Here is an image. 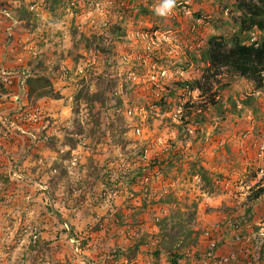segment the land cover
<instances>
[{"label":"rangeland","instance_id":"obj_1","mask_svg":"<svg viewBox=\"0 0 264 264\" xmlns=\"http://www.w3.org/2000/svg\"><path fill=\"white\" fill-rule=\"evenodd\" d=\"M169 2L173 7L164 10ZM2 6L12 18H4L7 22L2 25L10 23L13 34L2 38L3 43L9 41L1 48L0 67L18 78L10 85L0 81V95H9L0 101V264H153L157 221L178 208L184 226L180 237L188 230L200 233L194 245L181 248V264H212L202 257L210 241L202 239L206 231L217 255L236 254L231 264H264V207L261 199H253L264 185V173L259 172L264 171V159L258 156L264 139V92L256 94L248 81L222 74L215 88L223 107L231 106L228 113L208 106L199 117L204 100L198 91L189 96L175 92L167 112L156 105L171 79L200 78L203 64L190 56L197 59L210 37L233 33L224 24L231 22V16L221 1L4 0ZM20 9L30 16L16 21ZM203 18L195 37L190 29ZM115 25L123 37L111 33ZM39 65L35 71L51 79L59 99L44 98L31 105L24 79ZM98 76L117 81L120 108L106 91L98 94L90 111L87 100L96 99L92 97L98 93ZM255 94L254 102L243 104ZM189 105L194 111L188 117ZM201 117L205 120L197 124ZM8 120L24 132L18 128L7 132ZM71 128L80 131L72 136L76 146L63 147ZM137 129L140 135L134 134ZM49 139L55 147L49 146ZM143 148L149 149L150 161H163L162 170H156L159 176H151L148 197L142 198L146 206L134 201L137 189L124 186L123 176L146 165L140 161ZM174 148L182 156L169 166L166 162H173ZM66 152L70 154L65 156ZM217 152L223 159L221 170L208 166ZM193 163L218 181L212 195L204 192ZM110 170L113 186L105 177ZM251 175L256 177L249 179ZM231 177L234 181L229 184ZM151 186L158 189L153 197ZM167 200L158 212L151 211L154 202ZM72 209L75 217L80 211L90 223L69 234L63 223L69 226ZM229 220L240 224L239 243L226 224ZM76 233L78 244L71 240ZM135 246L138 250L131 259L118 251L128 253ZM89 249L95 257L84 254ZM158 264H170V257L162 252Z\"/></svg>","mask_w":264,"mask_h":264},{"label":"trees","instance_id":"obj_2","mask_svg":"<svg viewBox=\"0 0 264 264\" xmlns=\"http://www.w3.org/2000/svg\"><path fill=\"white\" fill-rule=\"evenodd\" d=\"M222 8L227 10V13L231 16V22H224V24L228 25L233 29V33H230L225 36H212L206 42V46L202 47L203 50H199V57L191 58L198 63L201 61L203 64V71L202 75L199 79L194 81H178L171 79L168 85L163 89L162 96L157 100L156 105H158L162 112H167L171 108V99L174 98L175 92H183L184 95L188 94L187 96L191 95L194 91H198L200 97L204 100L199 106L201 110L199 117L202 116L201 112L205 111L206 107H213L217 109H224L226 113L230 112L231 106L223 107V103H221L217 95L218 87L215 88L216 84L219 83L222 74L232 75L233 77H238L240 79H244L248 81L254 93H262L264 92V0H233L232 2L222 3ZM231 5V7L229 6ZM20 16L15 14L16 21H21V18L26 16H30V12L28 10L20 9ZM223 14V12H221ZM21 17V18H20ZM29 18V17H27ZM206 18H203V23L205 22ZM191 31V30H190ZM200 31V29H199ZM192 32L193 36L198 37L200 32ZM111 33L120 35L121 37L124 36V32L118 25L112 27ZM185 52L189 55V50L186 47ZM102 53H105L103 48H99ZM107 55H110V52H106ZM197 57V56H196ZM105 57L104 59H107ZM159 62V61H158ZM184 64V69L188 68V63ZM41 64V63H39ZM41 68V65L35 67L29 72L25 74L24 79V86L26 88V98L28 102L34 105L35 102L42 100L44 98L49 99H59V94L54 91V87L52 84L51 79L41 74L40 72H36ZM97 89L98 93L94 95L92 98L88 99V105L90 106V111H92V107H94V102L99 101V95H105L106 91L113 94L115 96L116 104L118 108L122 105V99L120 94H118L116 86L117 81L114 78H105L98 76L97 78ZM99 85V86H98ZM215 88V89H214ZM225 88V87H223ZM104 89V90H103ZM255 95H251L250 99H245L248 101L243 102L244 105L251 104L255 101ZM77 95H80L78 93ZM176 100V99H174ZM234 106V103H231ZM193 105L187 106V114L188 117L191 112L194 111L192 108ZM77 106L73 109L74 113L77 111ZM185 108V107H184ZM189 110V111H188ZM205 119L201 117V120L197 122V124H202ZM97 122V120H96ZM190 121L184 122V124H189ZM75 129L71 128L68 129L66 133L65 143L62 144L63 147H75L76 141L72 137L73 134H80L78 132H82L80 126L78 127V132H74ZM71 134V135H70ZM70 136V137H69ZM73 138V139H72ZM48 144L51 147H55V142L51 139L48 140ZM146 149L143 148L142 151ZM70 150V149H69ZM175 150L173 153L174 158L173 162L168 161L166 162L169 166L173 165L174 162L180 158L182 155H179V150L174 148ZM70 152V151H69ZM70 153L66 152L65 156H68ZM172 155V156H173ZM159 158H153L151 161L141 167L137 173L130 174L125 173L124 179V186L127 185L129 190L134 187V201H137L141 206H146V202L143 200L146 194L144 195V191L147 189L148 185H144L145 177L149 178V182L151 179L152 174L159 173L156 170L161 171L163 164L159 161ZM193 169V173L198 175L204 183V192L208 195H212L215 191V182H218L216 179H213L209 175V171H207L203 166H200L198 163H193L191 165ZM155 170V171H154ZM111 170L105 174L106 179L110 183L109 186H113V181L110 180L111 177ZM104 177V178H105ZM256 175H251L249 179L255 178ZM128 180V182H126ZM113 188V187H112ZM110 189V188H109ZM115 189H113L114 191ZM106 190H104L105 192ZM112 191V192H113ZM110 194V193H109ZM264 194V185L259 187L257 191L253 194V199L255 201L262 198ZM143 198V199H142ZM167 201H161L160 205H167ZM263 203V201H262ZM159 205V206H160ZM264 207V203H263ZM160 209V207H159ZM228 225V223H226ZM158 225V234L154 237L157 241V247L155 251L152 253L154 256L153 264H158V258L162 252L166 253L170 257V264H181L180 260L182 258L181 255V248L191 243L194 245L196 241L199 239V231L188 230L185 231V235L180 237L182 233L183 226V219H182V211L180 208L176 210H170V213L167 217H162L157 221ZM99 226V225H98ZM229 226V225H228ZM181 240L179 245H175L176 241ZM121 250L122 253L126 254L124 258L131 259L135 256V252L138 250V246L133 247L128 253H125L123 249ZM174 250V251H173ZM263 249L260 247L258 254L259 259L263 254ZM205 252H203L202 257H204ZM261 254V255H260ZM117 257L120 256V253H116ZM184 260V258H183ZM182 264H187L182 263Z\"/></svg>","mask_w":264,"mask_h":264},{"label":"built area","instance_id":"obj_3","mask_svg":"<svg viewBox=\"0 0 264 264\" xmlns=\"http://www.w3.org/2000/svg\"><path fill=\"white\" fill-rule=\"evenodd\" d=\"M3 1L4 0H0V18L3 17V18H9V19H12L11 18V15L10 13L5 9V6H2L3 5ZM203 21H197L196 24H194L192 27H191V31L192 32H195L197 33L200 29V27L203 25ZM162 76L165 75V72H162L161 73ZM18 78V74L15 73L14 71H11V70H8L7 68H3V67H0V81L4 84V85H10L12 83V81L14 79H17ZM152 80H154L155 82V79L153 78ZM156 86H158L156 84ZM19 96L20 95H14L13 98L15 100H18L19 99ZM5 128L7 130V132L9 133H12L13 131L17 130V126L15 125V123L13 121H6L5 123ZM18 132H24L23 130H21L20 128H18ZM134 134L136 135H140V130H134ZM258 156L261 158L264 157V139L262 140V143L261 145L259 146V153H258ZM150 160V151L148 148L144 149L142 151V155H141V159L140 161L143 163V164H147V161L149 162ZM14 177H17V175L14 173L13 175ZM149 184V178L148 177H145L144 179V185H148ZM146 194V190L144 191V195ZM262 201L264 203V194L262 195ZM228 225L231 226L232 230H233V237H234V241L236 243H239L241 242L242 240V237H241V229H240V224L236 221H228L227 222ZM205 239V240H210L209 241V246H208V250L205 251V254H204V260L206 261V263H212V264H231L233 261H235L236 259V254L231 252V253H228L226 255H217L215 250H214V242L212 241V237H211V234L209 231H206L204 232L203 236H202V239ZM36 239H37V234L33 233V243L36 242Z\"/></svg>","mask_w":264,"mask_h":264},{"label":"crops","instance_id":"obj_4","mask_svg":"<svg viewBox=\"0 0 264 264\" xmlns=\"http://www.w3.org/2000/svg\"><path fill=\"white\" fill-rule=\"evenodd\" d=\"M2 22H4V23H6L7 21H5V19L4 18H0V52L2 51L1 50V48H6V46H7V44L6 43H8V41H9V39H7L6 40V38H5V40L7 41L6 43L4 42L3 43V41H2V38L5 36H7V37H10V36H12V32H13V30H12V32H10L11 31V29H13V26H10L11 24L9 23V25H7V26H5V25H2ZM4 46V47H3ZM4 50V49H3ZM8 55V54H7ZM6 55V56H7ZM6 56L4 57V60H5V58H6ZM9 95H0V101H3L4 102V100H6V97H8ZM14 96V95H13ZM7 109V108H6ZM229 142H231V140H228V143H227V145H229L230 146V143ZM247 145V144H246ZM255 146V145H254ZM250 147H251V145H247V150H250ZM218 148V147H217ZM216 148V149H217ZM231 155H229V156H227L228 158L230 157ZM212 159H211V162H210V165H208V166H214V165H216L217 167H218V170H221L222 169V164H220L219 163V161H221V159H222V157H220V152H217V154L215 153V154H213L212 155ZM231 158H232V156H231ZM223 160V159H222ZM226 159H224V161H225ZM229 163H233V162H231L230 160H229ZM227 164H228V162H227ZM207 166V167H208ZM215 167V166H214ZM232 167V165L230 166V168ZM250 171V169H248V168H246V170H245V172H249ZM231 174L233 173V172H230ZM232 176V175H231ZM232 178V180L231 181H227V183H232L234 180H233V177H231ZM241 178H244V177H241ZM228 188V184H225V188ZM158 191V189L157 188H153L152 186H151V191H150V196L151 197H153L154 195H157V192ZM72 196H74V195H72ZM71 196V197H72ZM160 196V195H159ZM158 196V197H159ZM99 197H100V195H99ZM157 197V196H156ZM60 200L61 201H65L66 199L65 198H60ZM94 200H96V198L94 199ZM154 200H156V198L154 199ZM258 200V199H257ZM156 202H158V201H156ZM254 204V203H253ZM155 208L153 209V210H151V211H154L155 212V210H157L156 212H158V210L159 209H157V207H160V209H161V206H159L160 205V203L158 202V203H153L152 204ZM104 208V207H103ZM73 210H75V209H72L71 210V212H73L72 214H71V216L70 217H74V218H70V220H69V226H68V224L66 223V222H64L63 223V228H66L65 230L70 234V232H71V229H72V231L75 229V230H81V229H83L84 228V226L85 225H87V224H89L90 223V221H89V218H88V216L86 217H84L82 214H79L80 213V211H78V214H77V217H75L74 216V211ZM78 210V209H77ZM98 210V212L100 211V209H97ZM106 210V212H111V211H113V209H105ZM116 210H118V208L116 209ZM149 210V209H148ZM142 220V219H141ZM74 232V231H73ZM76 232V231H75ZM75 237L76 238H78L79 236H77V233H76V236L74 235V237H72L71 238V240L75 243V244H78V242H77V240L75 239ZM80 245V244H79ZM78 245V246H79ZM84 254L85 255H87V256H89V257H92V256H94L95 257V252H94V254H92L91 253V249H89L88 250V254H86L85 253V251H84ZM89 260V259H88ZM86 261V262H89V261ZM92 264V263H91Z\"/></svg>","mask_w":264,"mask_h":264},{"label":"clouds","instance_id":"obj_5","mask_svg":"<svg viewBox=\"0 0 264 264\" xmlns=\"http://www.w3.org/2000/svg\"><path fill=\"white\" fill-rule=\"evenodd\" d=\"M173 7V4L171 2L167 3L165 6H164V10H167V9H171ZM158 11H163V10H158ZM264 159V157H263ZM259 172L262 174L264 173L263 169H260ZM155 175H158L159 176V173H155ZM227 184V183H226ZM164 188V187H163ZM227 188V187H226ZM262 200V198H260Z\"/></svg>","mask_w":264,"mask_h":264}]
</instances>
